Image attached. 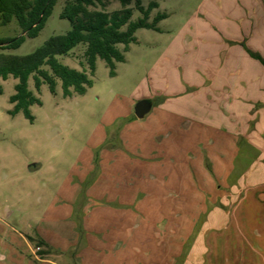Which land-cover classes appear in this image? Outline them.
Returning <instances> with one entry per match:
<instances>
[{
	"label": "rangeland",
	"instance_id": "obj_1",
	"mask_svg": "<svg viewBox=\"0 0 264 264\" xmlns=\"http://www.w3.org/2000/svg\"><path fill=\"white\" fill-rule=\"evenodd\" d=\"M153 1L149 21L166 17L136 30L115 73L98 57L85 93L31 75L33 120L12 113L18 79L0 78V264H46L43 250L62 264H227L264 234V65L249 52L264 54V0ZM65 3L36 36L0 20V37L25 35L0 54L68 32ZM85 49L57 57L88 70ZM142 98L154 106L138 118Z\"/></svg>",
	"mask_w": 264,
	"mask_h": 264
},
{
	"label": "trees",
	"instance_id": "obj_2",
	"mask_svg": "<svg viewBox=\"0 0 264 264\" xmlns=\"http://www.w3.org/2000/svg\"><path fill=\"white\" fill-rule=\"evenodd\" d=\"M119 1L122 8L109 12L105 9L108 0H66L61 16L72 22V28L68 32L50 37L44 45L26 55L0 54V78L7 79L12 75L18 79L15 92L10 96V101L14 104L12 113L22 110L28 118L34 119L30 107L42 101L29 88L31 75L37 90H40L43 82H47L50 90L56 92L60 79L65 96L71 95L73 91L85 93L93 84L92 76L98 57L104 59L111 67V72L115 73V62L123 61L125 51L132 42L137 41L136 30L141 27L156 28L157 22L166 17L165 13H159L153 22L149 21L152 8L158 5L156 1L151 2L148 7L142 0ZM56 2L57 0H0L1 23L7 24L16 18L26 35L36 36L44 27ZM132 2L135 3V8L129 6ZM135 9L142 16L132 21ZM24 39L25 35L17 38L0 37V46L18 47ZM81 42L86 43L88 70L71 68L57 57L69 54ZM119 44H123L122 49ZM249 52L264 63L261 55L251 50Z\"/></svg>",
	"mask_w": 264,
	"mask_h": 264
},
{
	"label": "crops",
	"instance_id": "obj_3",
	"mask_svg": "<svg viewBox=\"0 0 264 264\" xmlns=\"http://www.w3.org/2000/svg\"><path fill=\"white\" fill-rule=\"evenodd\" d=\"M252 51V50H251ZM255 52V51H253ZM258 53L259 55H261L264 58V54L263 53H259V52H255ZM254 57V56H253ZM256 59V61L254 60V63L258 65V63H262V65H264V63L254 57ZM257 60L259 62H257ZM264 190V188H262ZM262 189H258V190H262ZM262 216V215H261ZM260 216V217H261ZM259 232V231H258ZM263 232H259V235L257 234L256 236H253L252 239L249 238L251 240V242L254 245L253 251L252 252H241L239 254L238 259L236 260L234 258H230L229 263L227 264H264V234H262ZM248 239V241H249ZM41 245L44 247V245L42 244V242H40ZM40 246V245H38ZM45 249V247H44ZM32 256H34L35 260L41 262V263H46V264H62L57 262L56 259H53L55 257L54 253H50L49 251H42V252H32ZM54 256V257H52Z\"/></svg>",
	"mask_w": 264,
	"mask_h": 264
},
{
	"label": "water",
	"instance_id": "obj_4",
	"mask_svg": "<svg viewBox=\"0 0 264 264\" xmlns=\"http://www.w3.org/2000/svg\"><path fill=\"white\" fill-rule=\"evenodd\" d=\"M154 106L152 98H142L135 105V114L138 118H144L149 112H151Z\"/></svg>",
	"mask_w": 264,
	"mask_h": 264
},
{
	"label": "built area",
	"instance_id": "obj_5",
	"mask_svg": "<svg viewBox=\"0 0 264 264\" xmlns=\"http://www.w3.org/2000/svg\"><path fill=\"white\" fill-rule=\"evenodd\" d=\"M40 248H41L40 246L37 247V249H40Z\"/></svg>",
	"mask_w": 264,
	"mask_h": 264
}]
</instances>
